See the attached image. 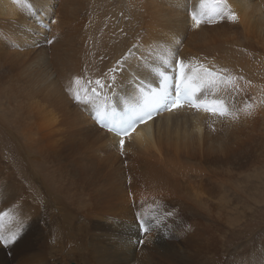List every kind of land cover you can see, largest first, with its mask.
Returning <instances> with one entry per match:
<instances>
[{
    "label": "bare ground",
    "instance_id": "1",
    "mask_svg": "<svg viewBox=\"0 0 264 264\" xmlns=\"http://www.w3.org/2000/svg\"><path fill=\"white\" fill-rule=\"evenodd\" d=\"M54 1L57 22L51 0H34L35 9L23 5V0H0V18L10 16V104L13 91L21 94L17 98V110L22 113L21 120H17L19 134L10 125V212L16 215L14 220L26 222V233L40 227L43 233L56 237L81 238L87 234L89 215L80 212L83 201L76 205L74 186L78 188L82 175L90 172L101 174L105 184L117 183L119 200L127 201L130 194L135 215L152 208L149 217L161 213L160 206L143 197L155 186L166 189L168 203L176 207L165 216L166 221L188 224L185 232L192 234L200 252L202 213L188 210V206L202 200L179 198V184L193 176L205 182L209 193L219 195L220 183L212 182L207 174L226 175L241 163L240 159L251 160L253 146L249 140L240 139L243 130L253 134L259 128L256 131L263 139L264 0H225L223 19L214 14L213 0H99V19L82 46L73 43L82 12L76 0ZM193 13L204 20L199 27L194 26ZM231 13L235 21L228 19ZM51 19V43H46L43 28ZM62 29L65 33L59 41L56 35L50 37ZM166 47L173 49V67L179 58L189 75H203V66L228 78V84L218 82L211 88L208 98L222 100L229 115L220 117L187 106L161 111L155 119L137 124L125 137L122 155L120 138L99 129L91 120L92 114L86 116L90 107L78 105L73 93L80 90L83 95V84L104 80L105 74L111 81L109 69L127 54L115 89L108 92L109 103L122 111L139 99V84L158 85L159 72L166 71L162 63ZM20 49L32 55L19 58L11 52ZM23 81H27V88L22 91L19 83ZM111 94L121 97V103L114 102ZM102 99L98 102L101 107ZM53 157L56 167L49 166ZM212 163L221 166L216 171L205 169L204 165ZM58 173L68 178L64 195L56 180ZM127 176L128 188L124 184ZM233 201L228 198L227 202L233 206ZM155 224L153 220L155 235L153 232L143 237L148 246L157 239ZM129 225L133 231L130 234L126 229ZM229 233L231 238L233 230ZM140 238L134 216L118 238L93 240L88 257L93 264H143L144 244L139 249L132 245ZM209 245L207 237L205 246Z\"/></svg>",
    "mask_w": 264,
    "mask_h": 264
},
{
    "label": "rangeland",
    "instance_id": "2",
    "mask_svg": "<svg viewBox=\"0 0 264 264\" xmlns=\"http://www.w3.org/2000/svg\"><path fill=\"white\" fill-rule=\"evenodd\" d=\"M23 1V5L26 3L25 6L37 8L34 0ZM51 1V8L56 10L54 19L57 22L58 7L54 0ZM68 1L72 2V0ZM76 2L82 12L80 14L81 23L73 36V43L82 46L85 45L92 25L99 19V0H76ZM9 18L10 16L0 18V61L2 60L0 62V233L11 236L13 233L20 232V236L10 247L0 245V264H93V260L88 257L89 244L93 240L104 242L107 238H118L124 225L131 222L132 217L136 218L137 216L133 208V200L129 198L130 194L126 197L127 201L125 202L117 198L119 189L117 183L105 184L101 174L90 175V172H87L82 175L83 180L79 182L78 188L74 186L77 190L74 198L76 205L83 201L80 212L89 215L87 234H82L79 239L49 235L43 233L39 226L41 231L36 227L34 233L31 231L26 233V222L15 221L13 217L16 215L10 212V125L13 127V131L19 134L17 120H21L22 113L17 110V98L21 96L17 91H13L14 96H12L10 104ZM54 19H51L49 24L43 28L46 43L51 41L49 32L54 26ZM64 33V29L58 30L52 32L50 37L54 39V35H56L59 41ZM11 52L19 58H28L29 55H32L24 49ZM38 58L39 55L35 60L37 61ZM12 73L13 75L17 74L14 70ZM19 86L23 91L24 88H27V81L19 83ZM111 97L114 102L121 103L119 102L121 97L113 94ZM132 98L131 96L127 99ZM90 113L91 109L89 108L86 110V116H89ZM256 130L258 131L259 128ZM257 131L252 134L248 129H245L240 134V139L249 140L253 146L254 154H251L250 161L244 160L243 162V159H240L241 163L229 169L227 173L229 175L219 172L218 176L215 172L207 174L211 177L212 182L217 180L220 183L219 189L222 190L218 192L220 196L209 193V187L205 182L193 176L179 184V198L202 200L201 203L188 206V210H199L202 213L203 246L200 252L193 243L192 234L185 232L188 224L166 221V214L176 208L168 203L167 200L170 199V196L166 189L155 186L150 194L143 197L152 200L154 206L157 204L161 208V213L154 216L155 222L159 223L156 232L157 239H154L155 242L149 246L148 244L143 245V264H264V134L263 139L259 138V131ZM52 160L54 162L49 166L56 167V158L53 157ZM11 161L13 164L16 163L14 159ZM220 166L219 163L204 165L205 169L208 167L212 171H216ZM221 168L223 171L225 170V167ZM121 179L123 183L124 176ZM129 179L130 177L127 176L124 183L125 187L127 185L126 188L130 186ZM56 180L64 195L66 180H68L66 174L58 173ZM228 198H234L233 206L227 202ZM153 210L152 208L150 211ZM150 211L142 215L151 216L148 214ZM133 227L135 228V225ZM126 229L130 234L131 225ZM229 230H233L231 238H228ZM152 234L155 235L153 229L150 232V235ZM207 237L210 239L208 248L205 246ZM132 245L137 249L142 246L137 241H134ZM146 259H148V263L145 262ZM136 261L138 262L137 259Z\"/></svg>",
    "mask_w": 264,
    "mask_h": 264
},
{
    "label": "snow or ice",
    "instance_id": "3",
    "mask_svg": "<svg viewBox=\"0 0 264 264\" xmlns=\"http://www.w3.org/2000/svg\"><path fill=\"white\" fill-rule=\"evenodd\" d=\"M213 3L216 5L213 10L214 14L223 19L222 13L225 0H213ZM191 18L195 27H199L204 23L203 18L198 17L195 13L192 14ZM228 19L235 21V14H229ZM208 22H212L211 16ZM48 42L51 43V41ZM173 55L174 52L171 47L162 50V63L166 71L159 72L158 85L145 87L144 84H139L138 91L141 93L139 99L136 103L123 107L122 112H117L115 107L109 103L108 92L115 89L116 77L123 71L122 65L127 58V54L121 60H118L112 69H109L112 73L111 81L107 79V74H105L104 80L96 79L83 84L81 86L83 95H81L80 90L73 93V99L78 105L90 107L93 119L97 124L120 137L119 148L122 155L124 154L125 137L130 135L137 124L152 119L155 114L162 110L173 111L188 106L197 110L203 109L207 113L220 117L229 115L222 100H210L208 98L209 90L215 88L218 82L228 84V78L220 76L208 68H203V66H201L203 75L198 72L189 75L186 70L187 66L179 58L175 59L173 68ZM239 79L243 78L240 77ZM77 82H79V78H77ZM201 96H203V99H201ZM102 98L104 100L103 107L98 103ZM247 114L251 115V112ZM166 215H171V213ZM154 219V217L137 213L141 235L137 243L141 245L145 243L143 237L152 231ZM155 226L159 227V223H156ZM19 236L20 232L13 233L11 236L0 233V245L10 247L17 241Z\"/></svg>",
    "mask_w": 264,
    "mask_h": 264
}]
</instances>
